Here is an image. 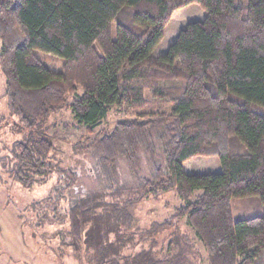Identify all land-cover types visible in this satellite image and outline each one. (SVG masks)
Returning <instances> with one entry per match:
<instances>
[{
	"label": "trees",
	"instance_id": "trees-1",
	"mask_svg": "<svg viewBox=\"0 0 264 264\" xmlns=\"http://www.w3.org/2000/svg\"><path fill=\"white\" fill-rule=\"evenodd\" d=\"M191 4L206 16L156 56L171 15ZM0 72L8 114L24 131L7 176L31 188L56 172V188L39 203L70 197L61 244L80 264L84 250L95 253L87 264H193L179 234L164 258L153 241L121 253L137 243L131 208L169 192L184 202L171 220L186 217L208 264H255L264 250V0H0ZM70 99L88 135L111 108L133 116L71 145L91 161L89 186L74 196L79 175L49 164L46 133ZM198 156L216 157L220 171L186 174L184 163ZM232 199H253L260 211L234 221Z\"/></svg>",
	"mask_w": 264,
	"mask_h": 264
},
{
	"label": "rangeland",
	"instance_id": "rangeland-1",
	"mask_svg": "<svg viewBox=\"0 0 264 264\" xmlns=\"http://www.w3.org/2000/svg\"><path fill=\"white\" fill-rule=\"evenodd\" d=\"M190 11L192 17L202 20L206 12L196 4L185 6L171 15V18L177 15H186ZM176 13V14H175ZM200 13L203 17H194ZM168 21L165 29V35L156 52L167 50L169 43L168 33L173 31L172 22ZM179 24L180 28L187 25ZM114 24H112V29ZM42 61L49 67L58 69L61 66V60L49 55H40ZM5 79L0 72V264H80L70 248L62 247L61 242L68 231V223L61 220L62 214L66 211L69 198L57 201L54 197L52 203L45 201L48 195H51L53 189L58 184L56 172L52 173L44 184H34L31 188H24L10 180L7 176V167L11 166L13 160V149L16 142L22 140L24 131L21 130L18 120L8 114L6 101L4 98ZM78 94L81 91L78 90ZM149 99V94H146ZM68 105L62 110L53 114L46 123V133L53 140L54 151L49 156V164L53 167L73 170L79 175L80 186L72 191L74 196L89 186V180L83 169L89 167L91 161L87 154L75 153L71 145L82 142L87 143L93 138L99 137L102 133L110 131L114 125L125 119L132 118V114L126 112L123 108H111L106 117L93 128L92 134L85 132V127L77 124ZM163 110H166L164 108ZM166 112V111H164ZM189 165H194L195 174L216 173L220 171V166L216 157L198 156L193 158ZM6 164L3 166V164ZM119 173L125 182H130L125 168L119 163ZM198 193V192H197ZM197 193H194V200ZM36 203H39L37 206ZM231 215L234 221L245 219L251 216L260 208L253 199H232L230 202ZM184 206L174 192L160 194L158 197H148L131 208L130 213L135 219L134 233L137 241L133 249H123L124 255H132L139 250L140 245L147 248L153 241L156 243L155 249L160 258L166 256L167 246L173 241L174 235L182 236L188 240L191 246L190 260L193 264H208L205 250L195 236L194 231L188 226L186 217L179 220L175 218L177 209ZM58 219V221H57ZM60 220V221H59ZM163 222L168 223L167 230L155 234L151 232L154 224L159 225ZM150 233L148 235L147 233ZM140 235L147 236L146 242L142 243ZM148 236L150 240L148 241ZM113 237L111 238V240ZM95 257L93 250H84L81 253V261L87 264L86 257ZM255 264H264V250L259 252Z\"/></svg>",
	"mask_w": 264,
	"mask_h": 264
},
{
	"label": "crops",
	"instance_id": "crops-1",
	"mask_svg": "<svg viewBox=\"0 0 264 264\" xmlns=\"http://www.w3.org/2000/svg\"><path fill=\"white\" fill-rule=\"evenodd\" d=\"M176 14V13H175ZM192 17V15H191V13H190V11H187V14L186 15H183V14H180V15H177V17L175 18V16H174V19H173V16H172V18H171V20H173V22H172V28L171 29H174L173 31H170L169 33H168V36L167 37H169V43H170V45L175 41V39H176V37H177V35H178V33H179V31L180 30H182L183 28H180V26H179V24H181V23H185V22H187V21H189V22H193V21H199L200 19H198L197 20V18H191ZM194 17H203V15L202 14H200V13H197V15H195ZM188 22V23H189ZM187 23V24H188ZM164 35H165V29H164ZM163 38H164V36H163ZM169 45V46H170ZM168 46V47H169ZM168 49V48H167ZM166 52V51H165ZM154 54L156 55V56H158V55H162V54H164V52H162V51H158V52H154ZM191 161H187L186 163H184V165H183V169H184V172L186 173V174H195L194 173V171L195 170H193V168L195 167L194 165H189V163H190Z\"/></svg>",
	"mask_w": 264,
	"mask_h": 264
}]
</instances>
